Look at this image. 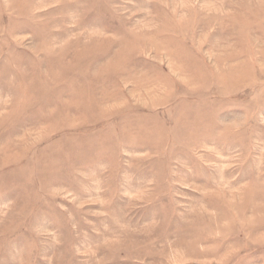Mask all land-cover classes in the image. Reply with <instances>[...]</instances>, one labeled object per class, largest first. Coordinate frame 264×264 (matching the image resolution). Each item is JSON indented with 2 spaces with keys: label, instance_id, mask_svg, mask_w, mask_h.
<instances>
[{
  "label": "rangeland",
  "instance_id": "374dc122",
  "mask_svg": "<svg viewBox=\"0 0 264 264\" xmlns=\"http://www.w3.org/2000/svg\"><path fill=\"white\" fill-rule=\"evenodd\" d=\"M0 264H264V0H0Z\"/></svg>",
  "mask_w": 264,
  "mask_h": 264
}]
</instances>
